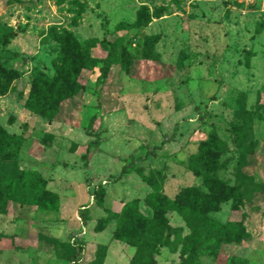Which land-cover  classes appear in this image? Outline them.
I'll return each mask as SVG.
<instances>
[{"label": "rangeland", "instance_id": "1", "mask_svg": "<svg viewBox=\"0 0 264 264\" xmlns=\"http://www.w3.org/2000/svg\"><path fill=\"white\" fill-rule=\"evenodd\" d=\"M53 29L60 38L71 32L97 61L110 51L116 60L103 86L110 103L99 108L85 92L74 123L27 106L37 70L58 76ZM10 31L16 37L4 44ZM132 60L139 77L129 73ZM156 60L172 72L153 79ZM99 74L93 67L90 80ZM0 126L50 133L59 149L38 201L0 192V264H89L94 244L104 247L98 264H130L136 248L120 234H146L161 216L175 229L157 264H179L178 240L190 230L168 200L188 186L209 191L190 160L213 136L224 144L214 171L222 187L207 214L221 223L234 216L252 239L241 254L234 243L221 252L237 257L231 264H264V0H0ZM201 264L220 263L203 256Z\"/></svg>", "mask_w": 264, "mask_h": 264}, {"label": "trees", "instance_id": "2", "mask_svg": "<svg viewBox=\"0 0 264 264\" xmlns=\"http://www.w3.org/2000/svg\"><path fill=\"white\" fill-rule=\"evenodd\" d=\"M126 24H121L125 26ZM54 35L62 46L56 63V78H46L39 70L36 71L33 88L29 95L28 108L49 120L74 123L78 117L79 108L83 103V94L92 93L97 96L98 107L109 104L111 94L103 89L106 80L111 76V71L116 63L114 52L100 60L81 52L79 42L71 32L62 31V38L55 29ZM16 37V32H4L2 42L9 43ZM99 67L100 74L95 82L89 78L90 70ZM137 62L132 60L128 69L131 75L139 77L136 72ZM153 79H161L172 72L170 64L160 60L155 62ZM97 114L91 117L89 127H93ZM176 139V133L166 134L162 144L148 149L147 154H153L164 143ZM99 141L97 136L91 144ZM223 142L213 136L204 142L197 155L190 160L191 171L197 176H203L208 192L201 191L196 186L185 187L174 200H168L185 221L190 232L178 241L182 245L183 258L179 264H201V257H213L220 264H231L237 257L226 258L221 248L224 244L234 243L237 252H245V245L251 242L250 235L242 228L234 216H230L226 223H221L207 214V208H215L220 202L222 182L214 175L218 168V157L223 152ZM16 148L14 166L7 168L4 163L10 149ZM14 154V155H16ZM59 149L55 147V137L50 133L40 130L34 131L29 136L10 134L0 126V192L5 190V195L18 197L24 203L38 201L44 194L45 182L58 157ZM90 155V150L84 154ZM20 172L15 175L12 169ZM10 169V170H9ZM127 169L124 167L123 171ZM146 234H142L134 227L132 230L120 234V239L133 245L136 252L130 264H157L156 256L160 248L170 245V235L175 229L165 217H160ZM21 239V238H20ZM28 244L30 238L21 239ZM7 243L6 240L2 244ZM94 253V259L89 264H98L103 259L104 247L98 244L89 245ZM238 261V260H237Z\"/></svg>", "mask_w": 264, "mask_h": 264}, {"label": "built area", "instance_id": "3", "mask_svg": "<svg viewBox=\"0 0 264 264\" xmlns=\"http://www.w3.org/2000/svg\"><path fill=\"white\" fill-rule=\"evenodd\" d=\"M246 3H253L255 2L256 0H244Z\"/></svg>", "mask_w": 264, "mask_h": 264}]
</instances>
